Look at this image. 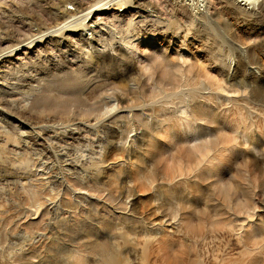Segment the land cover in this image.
Returning <instances> with one entry per match:
<instances>
[{"label": "rangeland", "instance_id": "rangeland-1", "mask_svg": "<svg viewBox=\"0 0 264 264\" xmlns=\"http://www.w3.org/2000/svg\"><path fill=\"white\" fill-rule=\"evenodd\" d=\"M99 1L0 0V264H264V0Z\"/></svg>", "mask_w": 264, "mask_h": 264}, {"label": "bare ground", "instance_id": "bare-ground-1", "mask_svg": "<svg viewBox=\"0 0 264 264\" xmlns=\"http://www.w3.org/2000/svg\"><path fill=\"white\" fill-rule=\"evenodd\" d=\"M104 0H101V1H99L98 3H96L94 6H92L91 8H89V12H85V13H83V12H79L78 10H76V9H72L73 10V12H66L67 14H70V17L71 18H74V17H84V16H88V17H90V19H92L93 18V15H92V13L93 12H95V11H97L96 9H97V5H99V4H101L102 2H103ZM240 1H242V0H240ZM250 0H243V2L244 3H248ZM111 2V1H110ZM69 9V8H68ZM80 9V8H79ZM75 10V11H74ZM65 12V11H64ZM98 12V11H97ZM102 12V11H101ZM95 17V16H94ZM75 19V18H74ZM89 26H88V28H90V29H93L94 27H93V24L92 25H90V24H88ZM62 27V26H61ZM97 27V26H96ZM57 28V27H56ZM94 30V29H93ZM49 32H50V30H49ZM68 37V36H67ZM95 248H100L101 249V247L100 246H98V245H96L95 246ZM102 252V251H101ZM102 257H103V262L105 263V264H122V260L121 259H119L117 256H114V255H111V254H106L105 253V255H104V253L102 254V253H99Z\"/></svg>", "mask_w": 264, "mask_h": 264}]
</instances>
